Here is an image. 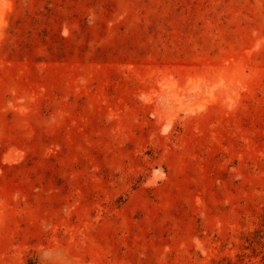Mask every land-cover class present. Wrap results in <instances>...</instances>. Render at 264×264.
<instances>
[{
	"label": "rangeland",
	"instance_id": "374dc122",
	"mask_svg": "<svg viewBox=\"0 0 264 264\" xmlns=\"http://www.w3.org/2000/svg\"><path fill=\"white\" fill-rule=\"evenodd\" d=\"M0 264H264V0H0Z\"/></svg>",
	"mask_w": 264,
	"mask_h": 264
}]
</instances>
